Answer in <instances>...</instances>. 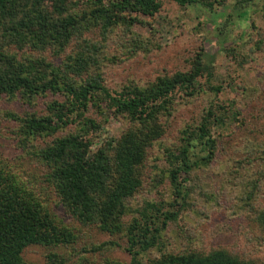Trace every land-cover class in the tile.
<instances>
[{
  "label": "rangeland",
  "instance_id": "obj_1",
  "mask_svg": "<svg viewBox=\"0 0 264 264\" xmlns=\"http://www.w3.org/2000/svg\"><path fill=\"white\" fill-rule=\"evenodd\" d=\"M252 1L244 9V16L238 18L231 10L232 0H224L226 8L214 6L212 10L158 0L159 10L151 17L129 9L105 30L93 29L69 42L61 52L43 54L46 62L59 70L69 57L81 55L84 64L92 63L87 71H96L103 87L111 92L133 86L144 88L159 76L185 72L194 56L200 54L213 68V84L221 87L217 99L231 103L234 118L224 128L211 130L215 142L212 160L207 166L196 165L188 173L182 172L187 195L184 207L176 221L160 233L155 246L143 253L131 254L127 230L137 225L146 203L171 201L169 167L163 152L177 153L182 131L197 127L214 94L201 91L187 98L174 93L170 115L162 117L164 134L146 151L142 183L124 202L121 229L115 234L93 224L81 225L62 208L52 186L44 180L45 169L32 156L35 149L52 139L73 133L75 124L52 136L35 138L28 147L16 142L17 124L6 114L45 115V105L60 102L61 96L47 92L31 105L18 96L0 99V171L27 190L49 217L73 236L66 245L25 247L20 255L23 264H44L49 253L63 257L66 264H131L132 256L138 264H146L167 253L205 254L215 248L264 261V239L256 234L255 224L247 216L251 206L264 203V0ZM76 8L89 11L97 6L81 1ZM227 15L229 24L221 30ZM81 39L87 41L83 44ZM202 83L199 79L197 85ZM84 116L99 125L95 131L76 133L88 143V157L128 128L124 117L107 113L103 118L91 106Z\"/></svg>",
  "mask_w": 264,
  "mask_h": 264
},
{
  "label": "trees",
  "instance_id": "obj_2",
  "mask_svg": "<svg viewBox=\"0 0 264 264\" xmlns=\"http://www.w3.org/2000/svg\"><path fill=\"white\" fill-rule=\"evenodd\" d=\"M81 1H92L97 8L78 11L76 3ZM171 1L179 7L226 8L224 0ZM232 2L231 10L238 18L253 4L252 0ZM129 9L151 17L158 12L159 2L0 0V99L18 96L31 105L47 92L61 96L60 102L54 100L45 105V115L6 114L17 124L16 142L28 147L35 138L52 136L75 124L73 133L52 139L43 148L35 149L32 156L45 169L44 180L52 186L62 208L81 225L93 224L103 232L115 234L121 229L124 202L142 183L146 151L164 134L162 117L170 115L174 93L187 98L201 91L214 94V101L204 109L197 127L182 131L177 153L167 149L163 152L169 167L167 177L172 199L168 203H146L138 214L137 225L127 230L128 247L135 255L155 246L167 224L176 221L187 196L183 173L196 165L209 164L215 147L211 130L224 128L235 115L231 103L217 99L221 87L213 84V68L203 62L200 54L194 56L185 72L159 76L147 87L133 86L119 92L104 88L97 72L87 71L92 63L84 64L81 55L69 57L61 70L46 62L44 52L49 55L61 52L83 34L96 28L105 30ZM229 16L221 30L229 24ZM86 41L81 39L83 44ZM9 47H13L12 53ZM231 52L234 55V50ZM199 79L203 80L201 85H197ZM90 106L101 117L110 113L124 117L129 123L117 138L110 139L88 157V143L82 142L83 135L76 133L99 129V125L84 116ZM247 216L255 224L256 234L264 239V203L251 206ZM72 241L70 230L57 225L39 201H34L27 190L6 179L0 171V264H23L21 252L30 245L57 246ZM44 264L66 262L63 257L49 253ZM131 264H138L133 256ZM146 264H264V261L215 248L205 254L167 253Z\"/></svg>",
  "mask_w": 264,
  "mask_h": 264
}]
</instances>
